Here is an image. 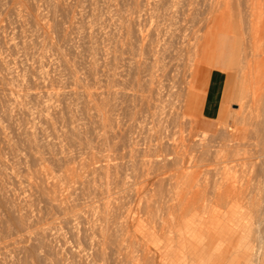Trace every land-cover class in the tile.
<instances>
[{
    "label": "rangeland",
    "instance_id": "374dc122",
    "mask_svg": "<svg viewBox=\"0 0 264 264\" xmlns=\"http://www.w3.org/2000/svg\"><path fill=\"white\" fill-rule=\"evenodd\" d=\"M0 264H264V0H0Z\"/></svg>",
    "mask_w": 264,
    "mask_h": 264
},
{
    "label": "crops",
    "instance_id": "0c3cea01",
    "mask_svg": "<svg viewBox=\"0 0 264 264\" xmlns=\"http://www.w3.org/2000/svg\"><path fill=\"white\" fill-rule=\"evenodd\" d=\"M218 41H219V39L216 41V42H217V44H216V48H217V50H218ZM203 51H204V50H203ZM217 54L220 55L219 51H217ZM219 60H220V56H219Z\"/></svg>",
    "mask_w": 264,
    "mask_h": 264
},
{
    "label": "bare ground",
    "instance_id": "6f19581e",
    "mask_svg": "<svg viewBox=\"0 0 264 264\" xmlns=\"http://www.w3.org/2000/svg\"><path fill=\"white\" fill-rule=\"evenodd\" d=\"M218 42H220V39H219V41ZM200 84V83H199ZM198 91V90H197ZM202 92V91H201ZM212 121V120H211Z\"/></svg>",
    "mask_w": 264,
    "mask_h": 264
}]
</instances>
